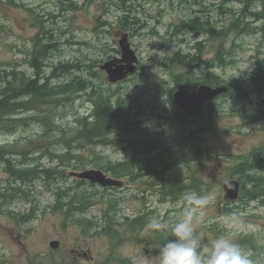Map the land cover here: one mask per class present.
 <instances>
[{"label":"rangeland","instance_id":"obj_1","mask_svg":"<svg viewBox=\"0 0 264 264\" xmlns=\"http://www.w3.org/2000/svg\"><path fill=\"white\" fill-rule=\"evenodd\" d=\"M72 2L70 8L69 0H0V73L13 70L19 83L38 74L40 84L48 82L51 87L80 76L94 86L95 93L109 95L113 109L122 100L131 122L137 124L109 134L107 143L97 138L86 141L78 132L77 120L84 117L91 122L93 97L75 93L71 101L66 100L67 94L56 97V102L48 97L47 105L35 100L32 106L44 112L35 107L17 113L13 117L27 118V124L17 123L11 131L0 128V146H7L0 155V264H152L160 247L174 238L172 227L184 218L189 207L185 193L207 200L199 210L202 216L193 219L201 252L216 238L227 236L240 244L252 264H264V194L252 190L253 179L264 177V83L259 82L251 102H244L234 89L183 122L176 118L178 108L173 102L177 89L193 91L207 84V72L217 77V84L233 86L255 76L257 56L264 58V47L258 48L263 41L259 32L244 33L231 26L241 5H227L234 9L233 16L218 9L219 0H204L207 11L201 16L222 31L218 39L179 31L183 21L204 8L200 4L190 6L182 0ZM261 3L257 1V10ZM124 14L130 16L126 24L133 22L131 29L122 28ZM242 19L251 26L262 24L246 15ZM123 32L128 33L138 63L125 79L110 83L100 65L121 56L118 40ZM47 42L54 47L40 55L43 62L37 71L35 51ZM224 50H230L225 61L208 66ZM177 53L191 54L198 62H190L189 68L174 60ZM182 149L191 151L183 159L186 162L181 161ZM196 149L201 150L198 155ZM7 159L13 168H44L51 176L40 174L22 182L10 171ZM253 161H259L258 165L248 168ZM125 162L135 168L137 178L113 174L112 169ZM241 163L247 167L239 169ZM88 168L100 169L124 183L114 189L87 180L77 185L79 179L69 172ZM231 179L240 182L241 194L229 203L223 184ZM12 186H21L25 192ZM109 199L120 203L111 201L110 206ZM69 207L79 209L68 212ZM108 209L117 216L118 231L113 237L100 233L102 215ZM140 214H145L140 227L127 224V218ZM86 219H91L93 234L86 232ZM157 223L165 227H154ZM52 240L59 242L57 248L50 246Z\"/></svg>","mask_w":264,"mask_h":264},{"label":"trees","instance_id":"obj_2","mask_svg":"<svg viewBox=\"0 0 264 264\" xmlns=\"http://www.w3.org/2000/svg\"><path fill=\"white\" fill-rule=\"evenodd\" d=\"M182 0L183 3L187 5H202L204 8L199 9V13L196 15H191L189 16L185 21H183L178 29L184 30V31H191L193 33L199 34V33H206V35H211L214 38H220L221 39V30H217L215 25L208 19V18H203L201 15H203L207 10L205 9L206 6L204 4V0ZM219 10H224V12H228L234 16L235 11L232 7L227 6L229 3H238L240 4V10L239 13L236 11V14L239 15L237 17H233L232 24L231 26L234 29H237L239 31H243L244 33L247 31H251V33L259 32L261 39L263 42L260 43L258 48L264 47V0H262L261 3V8L258 10L256 9L257 1L258 0H219ZM62 3V2H61ZM74 6L72 0H69V7L72 8ZM124 11H131L130 9H127L123 7ZM227 10V11H226ZM222 12V11H221ZM125 15V14H124ZM244 15L249 16L250 18H253L254 20H262V24L260 27H255L251 26L248 22H244L242 17ZM127 17H130L129 14H126L125 16L122 17L120 20L122 22V28L123 29H131L132 28V21L126 24ZM46 36L50 35V32L48 30H45ZM201 45V43H198V46ZM220 46V44H219ZM54 47L50 42H47V44H41L39 50L35 51V56L33 59V66L37 68V71H39L43 59L40 58V55L45 56L47 55L48 51L51 50ZM257 48V49H258ZM264 53V52H263ZM37 54V55H36ZM225 54H230L229 51H222L218 53V58L216 61L209 63L208 66L210 67H216V63H223L224 60V55ZM197 57H194L191 54L187 55H180V53H177L175 56L174 60L177 62H182L184 65L187 67L191 68L190 62H198L196 60ZM200 59V56H199ZM199 63H197L198 65ZM257 73L255 76H250L249 78L245 80L238 81L237 86H233V84H227L229 87V90L227 93L223 94H229L233 93L234 89H237L239 91V98H243L244 102H251L252 99L250 98L251 95L254 93L255 90L260 88V83H264V58H260L257 56ZM76 67V65H73ZM80 67V66H77ZM16 72L13 70L10 72H5L4 74L0 73V85H3L0 87V128H4L8 131H11L13 127L19 123V124H27L26 120L27 118H14L13 116L16 115L17 113L21 112H28L34 109L36 106H32V103L35 100L41 101L43 104H48L47 98L50 96H53V102H56L55 98L59 97L60 95L67 94L68 99L66 100H72L73 95L75 93H84L86 95H91L93 97V112L91 114V122H88V118H81L77 120V123L79 125V130L78 132L84 136L86 141H93V139L97 138L100 142L104 141L107 143L110 140L108 139V135L113 133L116 130H125L128 129V127L132 126L131 125V120H130V110L127 109V105L123 104L122 100H117L115 103V108L113 109L112 107V102L110 99L109 95H105L104 93L96 92L95 93V88L92 84H90L87 80L82 79L80 76L77 78H74L69 81L67 84L63 85H58L56 87H51L48 82L41 83V77L37 74L35 78L32 79H26V80H21L19 83L17 81L16 77ZM207 84L215 86L219 85L216 83L217 77L212 73V72H207ZM73 84V85H72ZM89 88H93L90 92L88 91ZM50 90V91H49ZM253 91V92H252ZM47 92V93H46ZM31 96L30 99L28 100H20L21 97L23 96ZM222 95V96H223ZM102 100V101H101ZM65 101V100H64ZM213 102V101H212ZM211 103V102H210ZM37 110H41L39 106L36 107ZM41 112H44V110H41ZM187 115H185L183 112L180 110L176 111V118L180 119V122H183L186 118ZM136 124L137 122L134 121ZM45 124H48L47 122ZM55 128V126H54ZM189 132H193V130H190ZM85 133V134H84ZM45 134V133H44ZM51 139V138H48ZM97 141V140H95ZM11 148H14V145H10ZM7 147L6 145L0 146V155L3 154L4 148ZM185 147V146H184ZM183 148V147H182ZM181 154V161L186 162L184 157L189 155L191 151L188 150H180ZM200 149H196V153H200ZM12 153V152H9ZM15 153L21 154L20 151L15 150ZM24 157L26 155L24 154ZM23 157V158H24ZM192 157H194L192 155ZM196 162H200L199 156H197ZM8 167L10 168V171L18 176V179L23 181L29 180V178H37L40 176V174H46L47 176H51L50 170L48 169H38V168H13L11 166V162L9 159L6 160ZM151 162V161H150ZM259 161H253L249 163L248 168H252L255 165H258ZM239 169H245L246 163H241L239 166ZM259 167V166H257ZM129 168V169H128ZM120 169V170H119ZM124 169V170H123ZM119 170V171H118ZM133 171H135V168L129 167L128 162L124 163L123 167L115 168L112 169V172L115 176L121 177V176H126V177H131L133 179L137 178L138 175H136ZM133 172V173H132ZM157 174L159 176L160 171H157ZM35 176V177H34ZM264 179L263 176H258L253 179V187L252 190L256 195H262L264 194V188L262 185H264V182L262 181ZM160 181L163 183L164 187H167L168 184L166 183V180L160 177ZM83 183H77V185H81ZM105 189H109L104 187ZM12 189L15 191H20V192H25V190L22 189V187H16L12 186ZM112 189H114L112 187ZM142 189V188H141ZM172 191V190H171ZM170 191V193H171ZM85 194V193H81ZM241 194V190L239 193V197ZM254 194V195H255ZM254 195L252 196V199L254 198ZM238 197V198H239ZM111 201L120 203V200H111L109 199L108 203L111 206ZM227 203V202H226ZM230 203V202H229ZM228 204V203H227ZM78 210V207H69L67 211L69 212L70 210L72 211ZM229 210L226 209V215L229 214ZM144 216L145 214H140L137 215L134 219L129 220L127 218V224L130 225L131 227H140L142 223L144 222ZM117 217L114 213L111 212V209H108L106 212L103 213L102 215V221L101 222V230L100 233L103 235H108L109 237H113L117 235V228L116 223H117ZM89 220L85 221L83 224H87V230L86 232L92 233L91 228H93L91 224V219H86ZM139 221V222H138ZM140 224V225H139ZM139 225V226H138ZM96 227V226H95ZM91 229V230H90ZM93 234V233H92ZM166 239L168 236H164Z\"/></svg>","mask_w":264,"mask_h":264},{"label":"water","instance_id":"obj_3","mask_svg":"<svg viewBox=\"0 0 264 264\" xmlns=\"http://www.w3.org/2000/svg\"><path fill=\"white\" fill-rule=\"evenodd\" d=\"M121 56L106 60L100 65V69L106 74V79L110 83H117L125 79L129 74L136 70L138 58L130 46L128 33L123 32L118 40ZM228 85H208L201 84L196 90L190 91L187 88H180L173 93V102L178 109L183 111L189 117H197L202 113L203 108L217 97L227 93ZM79 179H84L103 187L122 186L124 181L109 176L97 168H88L82 171H72L70 173ZM224 197L228 202L235 201L239 197L240 182L237 179H231L223 184ZM52 248H57V240L50 241Z\"/></svg>","mask_w":264,"mask_h":264},{"label":"clouds","instance_id":"obj_4","mask_svg":"<svg viewBox=\"0 0 264 264\" xmlns=\"http://www.w3.org/2000/svg\"><path fill=\"white\" fill-rule=\"evenodd\" d=\"M184 199L189 205L184 218L172 227L171 235L174 238L160 247L158 256L152 264H252V260L240 244L227 236L216 238L211 247H205L201 252L200 242L195 236L193 219L198 215L202 216L199 210L206 205L207 200L196 193H185ZM154 227L162 229L165 226L157 223Z\"/></svg>","mask_w":264,"mask_h":264},{"label":"bare ground","instance_id":"obj_5","mask_svg":"<svg viewBox=\"0 0 264 264\" xmlns=\"http://www.w3.org/2000/svg\"><path fill=\"white\" fill-rule=\"evenodd\" d=\"M131 7H132V6H131ZM226 11H227V10H226ZM68 75H69V74H68ZM72 85H73V84H72ZM49 91H50V90H49ZM252 92H253V91H252ZM46 93H47V92H46ZM101 101H102V100H101ZM178 110H180V109H178ZM180 111H181V110H180ZM181 112H183V111H181ZM183 113H184V112H183ZM184 114H185V113H184ZM185 115H186V114H185ZM132 124H134V123H132ZM134 126H136V123L133 125V127H134ZM133 127H132V128H133ZM134 128H135V127H134ZM130 129H131V128H130ZM128 169H129V168H128ZM119 170H120V169H119ZM119 170H118V171H119ZM123 170H124V169H123ZM76 172H79V171H76ZM69 174H70V172H69ZM70 175H71V174H70ZM71 176H72V175H71ZM34 177H35V176H34ZM73 177H75V176H73ZM76 178H77V177H76ZM78 179H79V178H78ZM116 217H117V216H116ZM134 220H136V219H134ZM138 222H139V221H138ZM87 224H88V223L86 222V225H87ZM139 225H140V224H139ZM139 225H138V226H139ZM129 226H130V225H129ZM84 232H85V231H83V233H84Z\"/></svg>","mask_w":264,"mask_h":264},{"label":"flooded vegetation","instance_id":"obj_6","mask_svg":"<svg viewBox=\"0 0 264 264\" xmlns=\"http://www.w3.org/2000/svg\"><path fill=\"white\" fill-rule=\"evenodd\" d=\"M71 172H72V171H71ZM71 172H70V173H71ZM77 183L80 184V183H85V182H84V179H79ZM91 183H92V182H91ZM94 184H95V183H94ZM240 190H241V184H240Z\"/></svg>","mask_w":264,"mask_h":264}]
</instances>
